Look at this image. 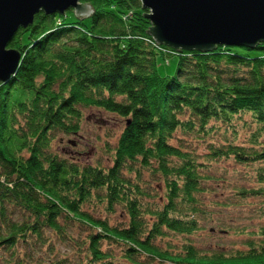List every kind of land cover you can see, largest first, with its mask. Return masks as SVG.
I'll return each instance as SVG.
<instances>
[{
    "label": "trees",
    "instance_id": "1",
    "mask_svg": "<svg viewBox=\"0 0 264 264\" xmlns=\"http://www.w3.org/2000/svg\"><path fill=\"white\" fill-rule=\"evenodd\" d=\"M79 1L90 17L42 10L7 46L21 57L0 83V264H264V41L175 49L140 0ZM91 107L127 120L108 164L53 147ZM240 167L253 173L232 197L261 221L242 249H200L231 201L209 195Z\"/></svg>",
    "mask_w": 264,
    "mask_h": 264
},
{
    "label": "water",
    "instance_id": "2",
    "mask_svg": "<svg viewBox=\"0 0 264 264\" xmlns=\"http://www.w3.org/2000/svg\"><path fill=\"white\" fill-rule=\"evenodd\" d=\"M151 21L146 32L157 44L187 51H211L216 45L253 48L264 41V0H140ZM80 19L94 11L79 0H0V83L8 81L20 63V51L7 48L19 28L34 14L64 13Z\"/></svg>",
    "mask_w": 264,
    "mask_h": 264
},
{
    "label": "rangeland",
    "instance_id": "3",
    "mask_svg": "<svg viewBox=\"0 0 264 264\" xmlns=\"http://www.w3.org/2000/svg\"><path fill=\"white\" fill-rule=\"evenodd\" d=\"M169 61V65L164 64L162 60L158 61V71L160 74L167 75L175 71L177 67L175 57H171ZM83 112H85L84 122L80 132L69 135L59 134L54 141L53 147L59 153L62 152L69 157L72 156L79 162L108 164L112 147L117 143L116 139L122 132V128L127 120L122 116L116 115L114 112L110 113L101 108L95 109L91 107L83 110ZM227 164L225 163L224 166H228ZM252 173V170L240 167L236 175L230 172L229 175L225 176L228 180L227 183L221 182L210 193L209 197L213 196L216 200H220L222 196H228L231 197V201L228 206L213 208L212 211L214 213L211 220L202 223V228L198 232V235L193 237L194 243L200 249L208 251L216 249L217 251L225 250L228 252L234 248H243L246 236L243 234V230L249 231L253 228L255 229L261 219L255 209V199L250 198L249 200L245 199L242 201L234 199L232 197L234 195L232 187L241 183L247 184L244 179L245 177H250ZM59 250L60 254L61 252L73 255L75 253L66 244L61 245Z\"/></svg>",
    "mask_w": 264,
    "mask_h": 264
}]
</instances>
